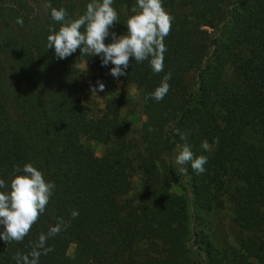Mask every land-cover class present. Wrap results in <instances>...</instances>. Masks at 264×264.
<instances>
[{
	"label": "trees",
	"instance_id": "1",
	"mask_svg": "<svg viewBox=\"0 0 264 264\" xmlns=\"http://www.w3.org/2000/svg\"><path fill=\"white\" fill-rule=\"evenodd\" d=\"M91 2L0 0V191L29 163L55 185L22 241L0 239V264H33L35 252L38 264H264V0H162L174 17L163 72L130 58L119 79L100 56L78 49L58 60L47 47L61 24L46 5L75 20ZM112 6L119 23L110 31L125 35L137 0ZM81 62L90 86L100 81L111 95L92 114ZM168 73L165 98L146 99ZM121 85L140 94L138 129L124 123ZM184 145L208 158L203 174L175 163ZM225 203L246 234L231 249L215 244L206 218Z\"/></svg>",
	"mask_w": 264,
	"mask_h": 264
},
{
	"label": "clouds",
	"instance_id": "2",
	"mask_svg": "<svg viewBox=\"0 0 264 264\" xmlns=\"http://www.w3.org/2000/svg\"><path fill=\"white\" fill-rule=\"evenodd\" d=\"M114 0H92L87 5L84 15L78 19L68 18L67 10L51 8L52 19L61 24L59 31L50 27L47 37L48 49H55L58 60H64L74 54L78 49L81 56H100L102 66L114 65L110 75L116 79L127 75L130 58L136 63L149 60L150 66L155 74L164 70V53L167 51L165 38L170 34L172 17L163 7L162 0H137V6L131 11L136 13L127 20V34L117 36L110 29L119 23L117 11L112 6ZM139 9V11H138ZM17 23L23 25V20ZM84 29L82 32L81 29ZM111 37L112 43L106 44L107 38ZM171 73L164 75L161 85L146 99L156 102L162 101L170 90L169 80ZM98 89L92 87L94 94L105 91V84L97 81ZM152 131V129H149ZM185 137L181 136L183 140ZM218 143V139L215 141ZM201 147L208 151L210 145L207 140L202 142ZM175 163L179 166L191 164V168L197 175L206 171L204 167L208 163L206 156L194 158L190 147L184 145L180 153L175 157ZM15 172H23L24 175H16L11 181V191H0V225L4 231L0 233V239L10 243L11 241H22L29 233L32 226L44 213L50 198L54 194V183L47 182L43 173L32 164H25L23 169L15 167ZM180 171H186L181 167ZM6 183L0 179V189L5 188ZM79 215L78 211L72 212V217ZM58 229H53L49 235H54ZM46 237L41 236V241ZM52 249H48L51 251ZM33 264H38L39 253H33Z\"/></svg>",
	"mask_w": 264,
	"mask_h": 264
},
{
	"label": "rangeland",
	"instance_id": "3",
	"mask_svg": "<svg viewBox=\"0 0 264 264\" xmlns=\"http://www.w3.org/2000/svg\"><path fill=\"white\" fill-rule=\"evenodd\" d=\"M82 82L86 85L87 91L82 99L83 106L92 114L104 107V102L111 97L110 94L97 91L93 95L90 86V78L92 73L89 67L81 62L79 64ZM118 95L123 97V109L125 110L124 123L132 129H138L143 121L141 114V100L140 94L134 86L121 85L117 91ZM116 94V95H117ZM86 144L90 145L97 157L103 154L104 147L101 143L95 141H88ZM137 178V177H136ZM136 178L134 180L136 181ZM211 221L212 233L211 236L215 244L223 249H231L237 247V241L243 238L246 234L234 222V215L232 208L228 203L209 216H206ZM75 252V245L70 244L68 247V255L73 257Z\"/></svg>",
	"mask_w": 264,
	"mask_h": 264
}]
</instances>
